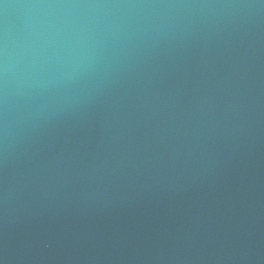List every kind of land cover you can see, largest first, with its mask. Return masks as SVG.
I'll return each mask as SVG.
<instances>
[{
  "label": "water",
  "instance_id": "1",
  "mask_svg": "<svg viewBox=\"0 0 264 264\" xmlns=\"http://www.w3.org/2000/svg\"><path fill=\"white\" fill-rule=\"evenodd\" d=\"M0 264H264V0H0Z\"/></svg>",
  "mask_w": 264,
  "mask_h": 264
}]
</instances>
